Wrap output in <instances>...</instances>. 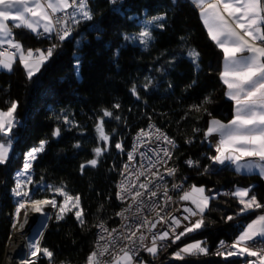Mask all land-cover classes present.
Masks as SVG:
<instances>
[{"label":"trees","instance_id":"trees-1","mask_svg":"<svg viewBox=\"0 0 264 264\" xmlns=\"http://www.w3.org/2000/svg\"><path fill=\"white\" fill-rule=\"evenodd\" d=\"M87 2L93 19L73 26L71 36L62 42L51 34L13 27V38L24 49L47 51L54 44L59 46L31 79L18 59L11 71L0 70V109H8L14 101V116L23 119L12 130L16 139L9 160L0 164V261L16 201L55 196L58 206L41 240L42 249L53 256L49 259L42 253L35 264H87L94 252L97 224L118 222L122 202L117 198V184L132 137L154 123L175 142L174 160L179 163L184 192L202 185L210 195L203 225L186 232L185 236L196 234L183 242L197 239L208 254H183L178 259L168 251L158 264H247L251 258L247 255H217L213 249L220 238L234 240L247 220L231 189L251 186L250 194L264 205V178L238 172L230 163L217 167L211 162L204 142L209 122L229 120L234 107L220 79L223 52L208 35L197 6L189 0ZM154 16L164 17L155 22L163 27L149 26L153 39L147 47L124 40L125 34L138 33L143 22ZM191 51L199 53L195 63L188 55ZM103 110L112 115L104 117ZM100 118L108 141L96 131ZM57 128L60 135L54 136ZM42 140L47 143L32 161L31 182L20 189L29 196H16L17 172L27 153ZM97 147L102 149L99 157L93 151ZM188 157L198 165L190 167ZM92 159H97L95 167L87 163ZM57 188L80 197L83 223L76 218L75 208L56 219L65 201ZM229 216L233 219L228 220ZM159 254L145 256L153 261Z\"/></svg>","mask_w":264,"mask_h":264},{"label":"snow or ice","instance_id":"snow-or-ice-1","mask_svg":"<svg viewBox=\"0 0 264 264\" xmlns=\"http://www.w3.org/2000/svg\"><path fill=\"white\" fill-rule=\"evenodd\" d=\"M113 4L117 3V0H111ZM193 3L200 8L201 17L205 26L208 29V35L217 45L223 50L225 57L224 71L221 73V79L224 84L227 85L228 92L226 93L230 99L236 103L235 116L229 124L225 125L218 120H211L209 126L205 132V137L219 134V140L216 143V155L211 157L212 161L217 164H225L230 162L236 165V170L239 172L245 170L252 172L254 170L259 171L261 175H264V0H193ZM221 6L223 12H221ZM51 10L50 12L48 10ZM71 9V11H68ZM119 11V9H114ZM63 13L64 15H57ZM223 13H227L230 19H226ZM93 19L91 10L88 7L87 0H0V44L7 43L11 48L17 50L20 53V62L24 64L27 69L28 78L40 70L41 65L53 55L54 50L59 46L54 44L47 49L46 52L35 50L38 54L34 58L33 50L28 49L25 54V50L19 42H16L13 37V27L15 28H27L32 32H37L39 27H43L44 33H53L59 41H64L71 36L75 25H79L82 21H91ZM163 16H154L149 20H145L142 24V29L138 33L131 35L125 34L124 40L129 42L139 41V43L147 47L148 43L153 39L152 33L149 30V26L155 24L157 21L163 20ZM12 21L10 26L7 22ZM43 22V23H42ZM233 24L235 27H233ZM157 27H163V24H155ZM242 30L241 32L236 29ZM245 36L250 37L252 41H259L260 44L250 43L245 39ZM244 53H250V55H244ZM193 58L195 63L199 53L191 51L188 53ZM16 53L9 52L7 49L0 50V68L12 70L13 63L15 62ZM31 60V63L29 62ZM147 87V85H145ZM132 92L135 95V86L132 88ZM119 107V105H115ZM17 108V103L12 102L7 111L0 110V164H5L9 160V151L12 148V130L18 123L14 113ZM199 110V108H197ZM112 115L108 110H103L104 117H110ZM119 119V117H116ZM68 122L67 120L65 121ZM150 128H154V125H150ZM96 131L99 138L103 141H108L109 136L105 133L103 127V118H100L99 123L96 125ZM54 136L60 135V129L57 128L53 132ZM150 134L144 129H141L137 135V140L143 144V137ZM155 140L162 141L175 147V142L169 138L160 129H155ZM151 142V141H149ZM47 143L46 140L40 141L38 147L32 148L27 153L23 170L17 173V177L25 176L28 174L32 167V161L36 159L37 153L44 150V146ZM79 145H77L78 147ZM116 148L120 149L121 144L117 143ZM135 150V148H134ZM96 157L102 154V149L97 147L93 149ZM156 152L157 159L153 162L149 159V167L147 171L151 172L152 168L156 167L157 163H162V158L159 156V152H163V156L171 158V152L168 148L152 149ZM244 157L257 158L256 160H249L243 164L240 163ZM128 159H133V154H128ZM91 166L95 167L97 159H92L87 162ZM186 163L191 167L198 164L196 161L188 160ZM85 165H81V170ZM125 170L128 169V165H125ZM143 167V166H142ZM175 169H167L168 175H174ZM205 171H208L206 168ZM145 175L144 171H140L137 175ZM153 176H158V172H153ZM163 179L162 176L159 177ZM28 182H31V177H28ZM153 181H148V184L141 183L140 188L145 189V192L150 197H155L157 192L151 190L149 185L153 184ZM22 182L18 179L17 186L13 189L16 196H29V192L21 191ZM123 191H131V188H124L123 183L119 185ZM135 187V185H132ZM156 187H159L156 185ZM173 189H180L182 186L174 184ZM55 191L65 197L63 205L59 206V213L56 215V219L60 220L64 218V213L77 209L75 212L76 218L83 223L82 210L79 209L80 197L69 195L63 188H57ZM192 192H198L201 194V199L196 200L188 193L180 197L181 200H192L196 208H185L184 211L188 212L190 216L200 215L201 219L195 221L191 227H186L184 232H181L175 236L176 240H179L186 232L199 229L203 225V213L208 207L209 197L203 196L204 189L196 188L192 186ZM250 189L237 188L231 195L239 198V203L243 205L242 212L253 209L262 208L264 205L260 204L254 195L249 196ZM144 193L136 192L133 199L143 196ZM164 195L167 200H171L168 196L167 188H165ZM118 198H123L120 193H117ZM247 198V199H246ZM71 202V206L67 205ZM143 203V201H139ZM44 205H51L57 207L55 200H34L31 201L32 210L35 212H41ZM24 202H20L16 209V215L19 222L20 210L25 208ZM131 207V206H130ZM127 211V209L125 210ZM123 216L124 213H118ZM159 215V213H157ZM27 213H25V223ZM45 215L41 221V227H44L46 220L49 219ZM126 218V217H125ZM163 219V218H161ZM185 220L189 219L188 216L184 217ZM228 220H232L233 217H227ZM172 223L179 226L180 221L171 217ZM150 224L151 228L155 227V224L146 219L139 225L144 227ZM21 228L23 224L20 225ZM13 227H16L14 224ZM101 229L107 231L104 225H99ZM115 232V229H112ZM175 232V228L172 229ZM36 235H42V232H37ZM167 231L158 236H153V244L151 247H146L145 250L152 255L157 253L156 240H164L168 237ZM132 236H135V232H132ZM256 236L264 238V215H260L257 219L253 220L247 225L245 230L237 237L236 241L230 246L231 249L236 251L221 252L218 251L217 255L234 256V255H247L249 257H257L254 261H247V264H264V248L254 251L250 246L246 245L248 241H253ZM131 237H129L130 239ZM103 239V237H101ZM145 236L140 235V246L144 247L143 241ZM202 242H196L190 244L175 253L176 258L183 259V254L197 255L208 254L207 248L201 246ZM135 244V241H133ZM223 247V241L221 242ZM29 247L32 249L30 256L35 257L39 253H43L49 259L52 258L53 253L47 248L41 249L39 247V241L33 240ZM107 251L97 253L92 252L87 257V264H100L98 255H103ZM122 256L113 257L111 264H132L133 255L131 249H121ZM21 264H35L34 260H23Z\"/></svg>","mask_w":264,"mask_h":264},{"label":"built area","instance_id":"built-area-1","mask_svg":"<svg viewBox=\"0 0 264 264\" xmlns=\"http://www.w3.org/2000/svg\"><path fill=\"white\" fill-rule=\"evenodd\" d=\"M189 1L194 4L193 0ZM68 11H71V9H69ZM57 15L64 14L58 13ZM37 33L40 35L49 34L44 33L43 31H38ZM51 35L55 36V32L51 33ZM9 47L10 46L6 44L0 46V50H4ZM17 122L18 125H22L23 119H17ZM150 125H154L155 127L150 128ZM156 128L160 129L169 138H171L165 131H163L159 126L154 123H148L145 127L141 128L150 134L149 136L143 137L142 145L141 142L137 140V135L141 129L138 130L132 137V142L130 149L127 153V157L121 165L116 191V193H120L123 197L121 199L117 196L118 200L122 202V207L118 213L123 212L124 215H118V222L116 225L108 226L105 223H98L95 230L94 252L100 253L104 251L105 248H107V251L104 252L103 255H98L100 264H111L113 257L118 258L119 256L123 255L121 249H131L134 253L132 264H137L140 259L142 260V258L145 257L147 253H149L145 250V248L152 246L153 236H158L163 232L167 231L169 235L166 239L156 240L157 253H160L159 256H157L155 260L149 263L158 264L159 259L166 251L171 249H175L174 253L180 251L181 249L179 248V246L186 239L196 234L191 233L186 236L184 234L180 237L179 240L175 239V236L177 234L184 232L186 227H191L192 224L195 223V221L200 219L201 216H190L188 212L184 211L185 208H195L190 203L180 199L184 191L182 188L183 183L181 177L178 174L179 163L174 160L175 147H171L170 145L162 141H156ZM15 139L16 137H13L12 141H14ZM218 140L219 136L217 135H212L205 138L206 148L208 150H213L211 157L217 154L216 143ZM162 148L169 149V151L171 152V158L169 159L167 157H164L163 152L160 151L159 156L162 158L163 162L157 163L156 167L151 169V172L147 171V168L149 167V159H151L153 162H155L157 159L156 152H153L152 149L159 150ZM130 152L133 154V159L131 161H129L128 159V154ZM186 160L195 161L191 157H188ZM211 162L217 167H222L230 163L226 161L225 164H217L214 163L212 159ZM125 165H128L127 170H125ZM197 165L198 164H195L193 166ZM170 168H174L176 170L174 175H168L167 169ZM140 171H144L145 175L139 176V179H137V175ZM153 172H158L159 175L153 176ZM160 176H162L163 179H160ZM150 180L154 183L149 185V188L157 192V195L155 197H150L149 194L145 192V189L139 187L141 183L148 184V181ZM122 183L124 185V188H131V191H123L121 187H119V185H121ZM174 184L181 185L182 187L180 189H173L172 186ZM132 185H135V187H132ZM156 185H158L159 187H156ZM165 188H167L168 196L171 197L170 201L167 200L164 195ZM136 192L144 193V195L141 197H136V199L134 200L133 197ZM224 192L228 193L229 190L225 189ZM34 200H55L58 206V199L55 196L42 199L19 198L16 201L15 208L12 214L10 232L5 243L3 258L1 259L0 264H15L17 260H37L41 257L42 252L35 257L30 256L32 249L29 247V244L34 239L38 240L39 247L42 249L41 240L44 231L51 222L57 207H52L51 205H44L42 207L41 212H35L32 210L31 206V201ZM139 201H143V203H139ZM20 202H24L26 207L20 210L18 222L16 209L19 206ZM126 209L127 211H125ZM25 213H27L26 223ZM157 213H159V215H157ZM45 215L50 218L46 220L45 226L41 227V221L44 219ZM185 216H188L189 219L185 220ZM171 217H174L175 219L180 221L179 226H176L172 223ZM145 219L151 222V224H155V227L151 228V230H149L151 227L150 224L145 225L144 227H139V225ZM14 224L16 225V227H13ZM21 224H23L22 228L20 226ZM101 224L104 225V228H106L107 231H104L99 227V225ZM173 228H175V232L172 231ZM112 229H115L116 231L113 232ZM38 231L42 232V235H36ZM132 232H135V236H132ZM141 234L145 236V240L143 241L144 247L140 246L139 237ZM101 237H103V239H101ZM129 237L131 238L129 239ZM13 241L14 243L12 244ZM133 241H135V244H133ZM222 241L223 247L221 245ZM233 243V240L227 241L223 238H220L216 242L213 252L217 253L218 251H233L234 249L230 248ZM244 246H250L252 247V250L258 251L264 248V238L255 237L253 241H248L247 244ZM121 264H123V262H121Z\"/></svg>","mask_w":264,"mask_h":264},{"label":"crops","instance_id":"crops-1","mask_svg":"<svg viewBox=\"0 0 264 264\" xmlns=\"http://www.w3.org/2000/svg\"><path fill=\"white\" fill-rule=\"evenodd\" d=\"M196 5V4H195ZM197 9H198V12H199V15H200V19H201V21H202V23H203V25H204V27H205V29H206V31H207V33H208V29H207V27L205 26V24H204V22H203V19H202V17H201V11H200V8L199 7H197ZM49 12L51 11L50 9L48 10ZM221 12H223V9H222V6H221ZM224 14V16H225V18L226 19H230L228 16H227V13H223ZM10 26H12V24H13V22L12 21H8L7 22ZM43 23V22H42ZM233 27H235V25L233 24ZM27 29V28H26ZM29 30V29H28ZM31 31V30H30ZM38 31H43V27L41 26V27H39L38 29H37V32ZM236 31H238V32H241V34H243L242 33V30H240V29H236ZM36 32V33H37ZM13 38V37H12ZM211 38V37H210ZM14 39V38H13ZM245 39H247V40H249V42L250 43H254V44H257V45H259L260 44V42L259 41H252L251 40V38L250 37H247V36H245ZM16 41V40H15ZM16 42H18V41H16ZM215 42V41H214ZM20 43V42H19ZM216 43V42H215ZM7 43H4V44H0V46H3V45H6ZM217 44V43H216ZM219 47V46H218ZM23 48V47H22ZM220 48V47H219ZM9 52H13V53H16V58H15V60L16 59H18L19 61H20V53L19 52H17V50L16 49H14V48H11V47H9V48H6ZM24 49V48H23ZM221 49V48H220ZM5 50V49H4ZM25 50V54H26V51L28 50V49H24ZM32 50V49H31ZM37 50V49H36ZM40 51H43V52H46V51H44V50H41V49H39ZM222 50V49H221ZM222 52H223V50H222ZM33 53H34V58L38 55L37 53H36V51L35 50H33ZM244 55H250V53H244ZM30 63H31V60L29 61ZM21 63V62H20ZM21 65L23 66V68L25 69V71H26V73H27V69L24 67V64L23 63H21ZM43 65V64H42ZM42 65H41V67H42ZM224 66H225V57H224V52H223V58H222V68H221V73L224 71ZM40 67V68H41ZM0 70H7V69H4V68H0ZM37 73V72H36ZM35 73V74H36ZM221 73H220V79H221ZM222 80V79H221ZM222 83H223V85H224V92H225V95H226V97L227 98H229V96L226 94L227 92H228V89H227V85H225L224 84V82H223V80H222ZM230 99V98H229ZM232 100V99H231ZM232 102H233V107H234V111H233V116H232V118H230L229 120H227V121H221V120H219V119H217V118H213V119H215V120H218V121H220V122H222L223 124H225V125H227V124H229L230 123V121H232L233 120V118H234V116H235V112H236V103H235V101L234 100H232ZM1 110V109H0ZM3 111H6V110H3ZM213 119H211V120H213ZM210 120V121H211ZM209 126V125H208ZM214 135H217V136H219V134L217 133V134H214ZM11 150H12V148H11ZM11 150L9 151V154H10V152H11ZM257 158H253V157H244V158H242V160L240 161V163L241 164H243V163H245V162H247V161H249V160H256ZM231 164V163H230ZM232 165V167L236 170V165H234V164H231ZM237 171V170H236ZM239 172H241V173H257V174H259L262 178H264V175H261L260 173H259V171H257V170H254V171H252V172H247V171H245V170H241V171H239ZM192 186H196V188H203L204 189V187L201 185V186H199V185H192ZM192 186H190V187H188L186 190H185V192H188L192 197H193V199H196V200H200L201 199V194L200 193H198V192H192ZM237 188H241V189H250L251 190V186H240V185H237V186H234L232 189H231V193L232 192H234ZM184 194V193H183ZM182 194V195H183ZM203 196H206V197H209L210 198V195L209 194H207L206 192H205V190H204V192H203V194H202ZM249 196H252V194H250V192H249ZM247 199V198H246ZM184 201H186V202H188V203H190L194 208H196V205L195 204H193V202H192V200L190 199V200H184ZM208 202H209V200H208ZM244 212H247L246 214H245V216L244 217H247V220L244 222V225H243V227L241 228V230H240V232L238 233V235L235 237V239L233 240L234 242L236 241V239H237V237L245 230V228L247 227V225L248 224H250L253 220H255V219H257V217L258 216H260V215H264V207H262V208H253V209H250V210H247V211H244ZM256 237H260V236H256ZM242 247L244 246V245H241ZM233 251H236V249H234ZM261 254H264V253H261ZM246 255V254H245ZM234 256H242V255H234ZM257 259V257H251L250 258V260L249 261H254V260H256Z\"/></svg>","mask_w":264,"mask_h":264},{"label":"rangeland","instance_id":"rangeland-1","mask_svg":"<svg viewBox=\"0 0 264 264\" xmlns=\"http://www.w3.org/2000/svg\"><path fill=\"white\" fill-rule=\"evenodd\" d=\"M6 111H7V109H6ZM17 120V119H16ZM16 125H18V123L16 124ZM206 137H204V139H205ZM132 142V141H131ZM205 142V141H204ZM205 145H206V142H205ZM209 152H210V155H212V153H213V150H211V149H209L208 150ZM9 156H10V154H9ZM27 158V157H26ZM25 163V162H24ZM23 166H24V164H23ZM23 170V167H22V169L21 170H19L18 172H21ZM17 172V173H18ZM17 176V175H16ZM28 177H29V172H28V174L27 175H25V176H20V177H17V179H19L21 182H22V184L23 183H25V182H27L28 181ZM183 188V187H182ZM183 191H184V188H183ZM199 240H197V239H192V240H189V241H187V242H185V243H182L180 246H179V248L180 249H183L184 247H186L187 245H190V244H195L196 242H198ZM168 251H172L173 253H174V251H175V249H171V250H168ZM168 251H166L165 253H167ZM177 252H179V251H177ZM176 252V253H177ZM175 254V253H174ZM2 258H3V256H2ZM150 262H152L150 259H146V256L145 257H143L142 258V260L140 259V261L137 263V264H149Z\"/></svg>","mask_w":264,"mask_h":264},{"label":"bare ground","instance_id":"bare-ground-1","mask_svg":"<svg viewBox=\"0 0 264 264\" xmlns=\"http://www.w3.org/2000/svg\"><path fill=\"white\" fill-rule=\"evenodd\" d=\"M14 243V241L12 242V244ZM11 247H12V245H11Z\"/></svg>","mask_w":264,"mask_h":264}]
</instances>
